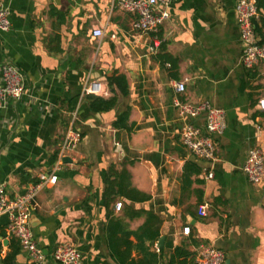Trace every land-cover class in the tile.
<instances>
[{
	"label": "crops",
	"instance_id": "0c3cea01",
	"mask_svg": "<svg viewBox=\"0 0 264 264\" xmlns=\"http://www.w3.org/2000/svg\"><path fill=\"white\" fill-rule=\"evenodd\" d=\"M238 1L173 0L168 21L151 34L133 31L134 16L112 0H0L11 25L0 32V66L16 67L26 91L0 111V184L8 196H22L51 171L68 128L81 132L56 182L36 197L30 224L44 264H57L52 254L61 244L76 248L79 264H122L110 247V225L116 242L133 246L123 264H170L175 248L195 264L209 246L226 264H264V182L251 184L240 170L250 149L264 154V63L241 64ZM94 29L103 37H93ZM113 75L126 77L128 94L108 111L91 110L84 86L98 82L107 91L101 98L110 99L106 79ZM180 81L183 94L172 87ZM174 101H207L224 111L214 162L183 145V128H203L204 118L179 116ZM125 111L126 128L114 127ZM110 171L120 185L107 195ZM200 205L205 217L197 215ZM7 224L0 215V264H30ZM142 230L157 232L152 245L124 235ZM138 245L155 255L150 263ZM125 250L121 244L118 253Z\"/></svg>",
	"mask_w": 264,
	"mask_h": 264
},
{
	"label": "built area",
	"instance_id": "2783aa9c",
	"mask_svg": "<svg viewBox=\"0 0 264 264\" xmlns=\"http://www.w3.org/2000/svg\"><path fill=\"white\" fill-rule=\"evenodd\" d=\"M114 7L123 12L132 14L134 20L132 29L138 33L156 34L161 26L169 19V7L173 0H112ZM236 22L239 28V36L242 45L241 64L246 69H252L260 62L264 63V46L256 43L253 32L252 21L258 16L255 0H239L235 7ZM11 25L9 21L8 9L0 5V32L9 31ZM92 35L95 38L103 37L104 33L100 29H94ZM173 89L178 94L185 92V82L173 83ZM24 78L22 73L12 64L3 63L0 66V111L5 109L11 101H17L25 95ZM107 91L98 82L87 83L82 91V95H94L103 97ZM174 108L179 116L195 119L200 116L204 118V126L197 127L187 125L181 131V141L185 148L197 159L212 163L217 158L216 144L213 141L214 135H220L226 127L225 113L223 110L215 108L207 101L199 103H187L174 101ZM258 108L264 111V98L259 100ZM81 139V132L73 126L67 129L57 153V160L53 164L51 171L41 174L38 182L29 186L22 196L11 199L5 185L0 184V215L8 216L6 233L15 238L22 250L27 254L30 264H44L46 257L37 246L30 224L31 215L35 211L36 197L38 193L47 185H53L57 179V173L64 164V159L76 149ZM241 172L247 181L254 185L264 182V154L260 148L254 147L247 153ZM207 179L213 178V173L209 170ZM121 203H116L114 209L120 211ZM199 217L206 216L205 205H200L197 209ZM189 227L183 228V234L188 235ZM53 260L57 264H79L80 255L75 247L70 244L59 245L52 254ZM195 264H226L225 254L214 247H203L199 251Z\"/></svg>",
	"mask_w": 264,
	"mask_h": 264
},
{
	"label": "trees",
	"instance_id": "16d2710c",
	"mask_svg": "<svg viewBox=\"0 0 264 264\" xmlns=\"http://www.w3.org/2000/svg\"><path fill=\"white\" fill-rule=\"evenodd\" d=\"M256 7L258 10V19H253V32L254 35L259 39L257 42V45L264 46V0H255ZM163 46V45H162ZM107 85L109 90L113 93V97L110 99H103L101 97H97L94 95H86L85 98L89 101V107L93 111L97 112H105L110 109H112L118 101V96H126L128 94V83L127 79L123 75H113L110 77H107L106 79ZM128 111L123 112L119 115V117L116 119V121L113 123V126L116 128H126V122L128 119ZM113 178V179H112ZM123 180V175L119 177ZM117 175L110 171L107 180H106V193L107 195L111 194L113 189L120 185V183L116 182ZM143 229V228H142ZM131 234L136 236V238L140 239H148L150 240L151 245L153 242L158 238L157 232H153L150 230H142L141 235L138 233H125V237H129ZM116 231L113 230L112 225L108 228V238L110 241V247L114 253L118 255V259L123 264L125 261V258H128L130 256L131 250L133 249V246L130 242H116L115 241ZM126 245V250L123 252L118 253V249L120 245ZM137 249L142 251L143 253H146L144 259L147 263H150L151 260L155 258V255L153 253H150L147 247H144V245H138ZM191 257V254L187 252L183 248H175L171 258H170V264H194L189 259ZM129 264H132L129 263Z\"/></svg>",
	"mask_w": 264,
	"mask_h": 264
},
{
	"label": "water",
	"instance_id": "95a60500",
	"mask_svg": "<svg viewBox=\"0 0 264 264\" xmlns=\"http://www.w3.org/2000/svg\"><path fill=\"white\" fill-rule=\"evenodd\" d=\"M64 161L66 162V161H68V159H64ZM162 241V239H160V241L159 242H161Z\"/></svg>",
	"mask_w": 264,
	"mask_h": 264
}]
</instances>
